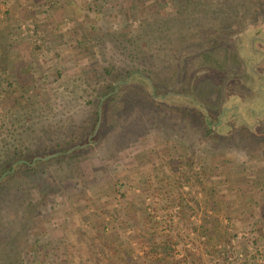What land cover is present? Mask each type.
Returning a JSON list of instances; mask_svg holds the SVG:
<instances>
[{
	"label": "rangeland",
	"instance_id": "1",
	"mask_svg": "<svg viewBox=\"0 0 264 264\" xmlns=\"http://www.w3.org/2000/svg\"><path fill=\"white\" fill-rule=\"evenodd\" d=\"M208 1L182 9L169 2L163 15L144 11L145 0L11 5L0 24L10 31L0 46V159L40 148L47 134L68 125L84 136L96 128L97 136L70 164L41 165L40 188L48 189L44 180L56 172L69 170V182H56L45 196L29 186L25 203L15 202L36 213L27 239L37 248L21 252L23 264H122L124 256L132 264H264V0L246 21V0ZM142 31L162 52L144 72L158 82L151 87L133 75L127 82L152 95L169 91L153 95L163 108L146 124L139 110L110 114L104 77L83 82L93 74L89 64L115 83L126 76ZM250 69L262 77L246 78ZM205 98L223 128L204 113L196 123L185 116L193 99L203 107ZM173 107L182 110L172 115ZM203 120L217 132L207 135ZM3 211L10 222L12 208ZM134 219L162 235L151 240Z\"/></svg>",
	"mask_w": 264,
	"mask_h": 264
},
{
	"label": "trees",
	"instance_id": "2",
	"mask_svg": "<svg viewBox=\"0 0 264 264\" xmlns=\"http://www.w3.org/2000/svg\"><path fill=\"white\" fill-rule=\"evenodd\" d=\"M142 1V0H138ZM144 3V11L150 13V12H161L160 14L167 13L166 7L169 2H172L178 8H196L199 5L207 4L209 3L208 0H145ZM147 1H150V3L147 4ZM249 2V5L247 6V10L244 13V21L250 20L254 17V15L257 14L258 9L257 6L259 5L260 0H246ZM164 5H166L165 8ZM162 14V15H163ZM242 21L239 20L238 23H241ZM222 25V24H221ZM220 25V26H221ZM233 25L232 27L234 30H236V25L233 22L231 23ZM226 26H222L223 30H226ZM236 32V31H233ZM245 35V34H244ZM243 36V35H242ZM145 31L138 34L136 38H131L136 41V47L138 48V55H136L135 60H131V66L126 69V76L121 77V80H119L117 83L116 81H110L109 78H107L106 72L97 66L96 64H89L90 68L93 71L92 75H87L83 82L86 85L92 86L95 81H99L104 77L106 87L105 92L103 95L112 94V96L108 99L106 103V108L109 111L110 114H122L125 116V114L129 113L133 115V113L137 112L138 110L141 111L142 120L144 118V124L146 122L148 123V116L152 111H161L163 108V102L162 98L156 99L154 94L156 96H163L169 94V91H165L163 95H161L160 92H155L153 95L152 93H149L147 89H142L140 87H137L133 84V82H127L128 78L130 76L138 77L142 80H145L148 86H153L156 84L157 78H154L152 75L148 76L144 74V72H147V61L149 59L152 61L154 57H157L162 54L159 49H155L153 46L154 41L150 40L152 44H148L149 39L146 38ZM141 39H147L146 47L142 48L140 45ZM242 39H244L242 37ZM242 39L240 38L238 41V46L242 45ZM241 48V46H240ZM136 58L138 59L136 61ZM139 61V63H138ZM130 64V63H129ZM93 67V68H92ZM109 75V74H108ZM247 75V76H246ZM246 78H254L259 79L262 77L260 72L254 71L253 69L248 70V72L245 74ZM262 87V86H261ZM95 91H98L95 89ZM183 95V94H182ZM185 95V94H184ZM210 98V97H209ZM209 98H205V102L203 103L204 106L207 105L208 107H201L202 103L197 101L195 103V99L192 100V103L194 104L192 106V109L187 110V115H185L187 118H192L193 122L196 123L195 120L200 119V117L203 115L206 116V119L209 116V120L212 122H215L217 125H219V118L218 114H213V116H210L211 110H210V100ZM161 101V102H160ZM201 106H196V105ZM218 103H215L213 106L219 107L216 105ZM105 108V107H104ZM221 109H225L224 106ZM100 110V109H99ZM98 108H95V117L99 115ZM106 110V111H107ZM182 109L178 107H173L170 110V113L172 115H176L179 112H181ZM209 111V112H208ZM255 110L252 111L254 113ZM105 112V111H103ZM215 112V110L213 111ZM111 118L113 116H110ZM204 117V116H203ZM147 119V120H146ZM205 119V117H204ZM210 121L203 120V122L207 125L206 128H204L205 133L209 135L210 133H216L217 130L213 127V124L210 123ZM131 120L125 119L124 127H130L131 128ZM97 124V123H96ZM223 124H220L218 128H223ZM96 127V126H95ZM64 128V127H63ZM74 128V127H73ZM139 128V126H138ZM108 129V128H106ZM142 128H139V131H141ZM124 131V130H123ZM133 131V129H132ZM138 131V129H137ZM96 132V128H93L91 131H89L85 136L84 133L79 132L76 129H72L70 125L66 126L64 129H57L55 131H51V134L48 135L44 142V144L37 149H31L29 150L30 153H25L24 150H13L12 152H9L6 158L0 159V167L2 171L0 174V264H23L21 260V252L23 251H35V248H37V245L30 244L29 238V232L28 228L30 226V229H32L35 226V219H36V213H26L22 208L16 207L15 202L23 199L24 195L26 194V189L28 190L29 186L33 189H38L39 194H45L47 193L48 189H55L57 185H55L56 182H60L61 184H65L66 182H69L71 179L69 176V170L63 171L58 176H53L49 174V179L52 180H44L45 185L47 188H40V184H37L38 177L40 174H46V172L41 171V165L46 163H51L53 160H58V163L61 164L64 161H67L69 164L71 160L74 157H78L80 153L83 152L84 147L86 145H90L92 142L94 143V138L97 137L94 135ZM134 132V131H133ZM136 132V131H135ZM118 135V134H117ZM32 152V153H31ZM54 155L51 159L48 161H44L45 156L48 155ZM30 154V155H28ZM41 155L38 160L35 158L37 156ZM26 155L28 157H26ZM44 157V158H43ZM193 160L192 158L188 159V165L191 166ZM173 171L177 170L178 168L173 165L172 166ZM72 171V170H70ZM7 174V177H2ZM74 175V173H73ZM48 176V175H47ZM78 178H82V174L78 173ZM83 179V178H82ZM189 180V178H188ZM11 181H16L17 185L13 190H10L9 184ZM85 180H81L78 183H83ZM187 183L186 180H184ZM182 182V181H181ZM43 184V183H42ZM78 186V185H77ZM30 189V190H31ZM45 193V194H44ZM44 200V198H43ZM25 203V200L23 201ZM38 205V203H37ZM36 206V203H35ZM39 206V205H38ZM12 208L15 216L10 219V222L7 221V219L4 217V209ZM14 208V209H13ZM32 223V224H31ZM29 225V226H28ZM26 236V238H25ZM168 243V242H167ZM164 248V247H163ZM30 249V250H29ZM28 253V252H27ZM112 263V262H111Z\"/></svg>",
	"mask_w": 264,
	"mask_h": 264
},
{
	"label": "crops",
	"instance_id": "3",
	"mask_svg": "<svg viewBox=\"0 0 264 264\" xmlns=\"http://www.w3.org/2000/svg\"><path fill=\"white\" fill-rule=\"evenodd\" d=\"M15 1H16V3H15ZM33 1H36V0H33ZM12 2H13V4H12ZM24 4H26V0H0V24H2L5 20L8 19V17L10 15H12V12L10 11L11 5H17V6L23 5L24 6ZM32 4L34 6H36V5H40V2L38 4L32 2ZM15 12H16V14H14V12H13V15H16V16L11 17V18H14V19L18 20L17 16L19 15V11H15ZM8 32H10V31L9 30L4 31V30H2V27L0 26V46L2 45L4 47V39L8 38V36H9ZM132 221L134 222L133 224L137 223V222H135V219L132 220ZM139 223L140 224H138V223L135 224V229L137 231H146L147 230V232H145V233L148 235L147 237H151L152 236L151 240H153L154 237H156V236L158 238L159 236L162 235L161 231L158 228H155L156 226L153 227V228H150V226L148 227L147 223H145L143 221H140ZM151 227H152V225H151ZM150 231H152V232H150ZM153 231H155V232H153ZM124 258L126 260H124L122 262V264H132L131 263L132 258H129L128 256H124Z\"/></svg>",
	"mask_w": 264,
	"mask_h": 264
}]
</instances>
